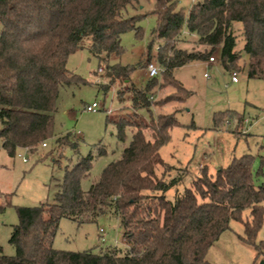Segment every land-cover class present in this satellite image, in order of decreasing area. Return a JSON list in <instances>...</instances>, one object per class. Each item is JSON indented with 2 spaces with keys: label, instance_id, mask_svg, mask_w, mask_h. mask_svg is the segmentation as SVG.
Here are the masks:
<instances>
[{
  "label": "trees",
  "instance_id": "16d2710c",
  "mask_svg": "<svg viewBox=\"0 0 264 264\" xmlns=\"http://www.w3.org/2000/svg\"><path fill=\"white\" fill-rule=\"evenodd\" d=\"M140 0H0V139L10 157L19 151L37 154L43 143L55 139L59 146L77 149L71 134L57 137L55 114L61 89L88 82L68 69L71 55L82 49L81 42L91 40L90 53L106 65L110 85L116 81L131 83L135 66L109 64L123 55L122 36L134 32L143 38L139 25L147 14L122 18L128 6ZM179 0H155L153 14L157 23L147 46L149 58L158 41L156 62L162 69L143 88L131 86L134 111L172 101L182 104L192 95L175 77L174 70L193 61H208L219 52L226 70L241 69V53L235 50L233 24L241 23L243 51L247 56L243 70L249 79L264 81V0H199L186 13ZM195 35L204 51L178 49V43ZM170 86L184 93L183 98L167 97L154 103L156 87ZM109 85L105 86L107 90ZM135 113L115 122L117 138L124 142L127 131L131 141L121 157L109 163L97 181L83 190L82 181L90 176L95 156L79 158L66 168L52 203L19 207L18 225L9 243L15 254H4L0 246V264H210L206 256L232 222L242 223L239 239L258 248L256 239L264 221V157L254 170L255 156L234 158L226 168L210 174L206 168L183 193L173 200L167 192L177 179L158 178L156 169L165 167L160 155L171 141V131L179 126L175 114L151 116L149 122ZM235 121L234 134L241 133L244 115L216 114L214 128ZM239 130V131H238ZM107 149L97 147V155ZM1 210V207H0ZM250 218L244 219L245 211ZM101 216L119 219L126 252L107 249L70 252L55 249L54 239L60 221L68 218L78 225L94 222ZM262 245V244H261Z\"/></svg>",
  "mask_w": 264,
  "mask_h": 264
},
{
  "label": "rangeland",
  "instance_id": "374dc122",
  "mask_svg": "<svg viewBox=\"0 0 264 264\" xmlns=\"http://www.w3.org/2000/svg\"><path fill=\"white\" fill-rule=\"evenodd\" d=\"M193 1L199 0H179L178 8L187 13ZM154 6L155 0H140L139 4L128 6L121 13L122 18L147 14L139 23L143 29V38H137L134 32L124 34L121 41L123 55L109 61V64L135 66L131 83L116 81L110 85L105 63L90 53L91 40L88 37L82 40V49L70 56L68 69L85 79L88 84L61 89L54 133L56 137L70 133L71 139L78 143L77 149L59 146L52 139L47 141V148L41 147L37 154L19 151L12 158L2 147L0 139V246L4 254H15L9 240L19 223L17 208L52 203L65 169L72 168L79 158L92 154L95 156L92 171L82 181L83 190H88L98 180L103 169L119 159L123 149L129 145L131 131H127L124 142L119 141L115 122L133 116L134 112L139 114L138 119L146 122H149L151 116L157 117L161 114H175L179 122V126L171 131V141L160 150L166 166L156 169L158 178L167 182L174 179L178 181L167 192L169 200L190 187L204 168L214 174L219 168L228 167L234 158L246 154L255 156L254 170L259 168V158L264 157V81L249 79L246 69L243 70L247 56L243 51L241 23L233 24V34L237 41L235 50L241 53L238 62L241 69L226 70L219 60V52L214 53L212 56L216 58L215 64L193 61L175 69L174 77L192 92L185 103L172 101L154 105L151 113L145 109L134 111L131 107V91L128 88L132 85L137 88L145 86L150 79L146 70L149 63L160 68L156 62L160 43L156 41L150 58L147 51L157 23L156 16L152 13ZM184 35L187 37L184 36L178 43V49L188 52L205 50V47L196 44V37L188 33ZM232 72L238 74L239 81L236 84L231 83ZM205 74L209 77H205ZM157 79L161 82V74ZM107 85L109 88L106 90ZM184 95L170 86L156 87L151 100L158 103L170 96L183 98ZM94 102L100 105L101 110L95 113L86 111L85 107ZM229 111L244 115L243 128L238 136L234 134L237 124L235 121L224 124L220 129L214 128V116ZM1 127L0 122V129ZM99 145L106 147L105 156L97 155ZM263 183L264 172L263 175L255 177L257 186ZM243 218H250L248 210L244 212ZM230 228L210 248L206 256L208 263L264 264V221L256 239L257 245H260L258 248L239 239V236L244 235L242 223L232 222ZM53 246L55 249L70 252H99L109 248L126 252L129 249L123 239L121 223L113 216H101L94 222L82 225L63 218Z\"/></svg>",
  "mask_w": 264,
  "mask_h": 264
},
{
  "label": "built area",
  "instance_id": "2783aa9c",
  "mask_svg": "<svg viewBox=\"0 0 264 264\" xmlns=\"http://www.w3.org/2000/svg\"><path fill=\"white\" fill-rule=\"evenodd\" d=\"M216 63V58L214 56L210 57L209 60L207 61V64L209 65H212V64H215ZM146 70H147V75H148V78L152 79V78H155V77H158L161 73V69L158 68L154 63H149L146 67ZM102 71V70H101ZM205 77H209L207 74H205ZM238 74L237 72H232L231 73V83H238ZM228 87V85H226V88ZM85 110L88 111V112H91V113H95L97 111H100L101 110V107L100 105L97 103V102H94L92 103L91 105H87L85 107ZM42 147L43 148H46L47 147V143H43L42 144ZM19 157H22L20 154H19ZM25 162L27 161L26 159H23Z\"/></svg>",
  "mask_w": 264,
  "mask_h": 264
},
{
  "label": "crops",
  "instance_id": "0c3cea01",
  "mask_svg": "<svg viewBox=\"0 0 264 264\" xmlns=\"http://www.w3.org/2000/svg\"><path fill=\"white\" fill-rule=\"evenodd\" d=\"M197 1H193V3H192V6L196 3ZM191 6V7H192ZM141 8H143V7H141ZM191 9V8H190ZM188 32L187 31H185V34H187ZM192 36H194V37H196L195 35H192ZM207 62V61H206ZM113 64H117V63H113ZM175 71V70H174ZM57 138V137H56ZM48 146V145H47ZM47 148V147H46Z\"/></svg>",
  "mask_w": 264,
  "mask_h": 264
}]
</instances>
